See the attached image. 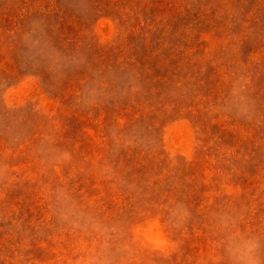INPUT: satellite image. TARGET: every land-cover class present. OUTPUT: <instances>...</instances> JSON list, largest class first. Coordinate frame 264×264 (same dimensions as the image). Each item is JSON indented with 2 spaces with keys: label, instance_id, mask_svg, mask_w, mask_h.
<instances>
[{
  "label": "rangeland",
  "instance_id": "1",
  "mask_svg": "<svg viewBox=\"0 0 264 264\" xmlns=\"http://www.w3.org/2000/svg\"><path fill=\"white\" fill-rule=\"evenodd\" d=\"M236 231L264 264V0H0V264H232Z\"/></svg>",
  "mask_w": 264,
  "mask_h": 264
},
{
  "label": "clouds",
  "instance_id": "2",
  "mask_svg": "<svg viewBox=\"0 0 264 264\" xmlns=\"http://www.w3.org/2000/svg\"><path fill=\"white\" fill-rule=\"evenodd\" d=\"M182 221L183 217H177L176 226L180 227ZM224 227L227 229L228 225L225 224ZM140 231L144 236V242L155 249L168 253L169 250L176 248V245L160 232H152L150 230L147 233H143V230ZM260 247V241L256 237L236 231L230 232L227 236L224 251L232 264H261Z\"/></svg>",
  "mask_w": 264,
  "mask_h": 264
}]
</instances>
